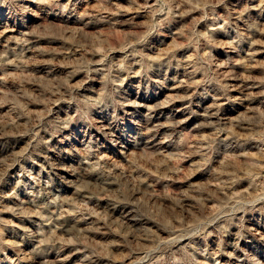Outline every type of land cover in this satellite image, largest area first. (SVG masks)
I'll return each instance as SVG.
<instances>
[{
	"label": "rangeland",
	"instance_id": "rangeland-1",
	"mask_svg": "<svg viewBox=\"0 0 264 264\" xmlns=\"http://www.w3.org/2000/svg\"><path fill=\"white\" fill-rule=\"evenodd\" d=\"M0 33V264H264V0H0Z\"/></svg>",
	"mask_w": 264,
	"mask_h": 264
},
{
	"label": "bare ground",
	"instance_id": "bare-ground-1",
	"mask_svg": "<svg viewBox=\"0 0 264 264\" xmlns=\"http://www.w3.org/2000/svg\"><path fill=\"white\" fill-rule=\"evenodd\" d=\"M255 3V2H254ZM254 10V9H253ZM258 12V11H257ZM8 25V24H7ZM1 34V33H0ZM6 34V33H5ZM231 89V88H230ZM171 92V91H170ZM162 98V97H161ZM167 98V97H166ZM176 101H178V100H176ZM186 102V101H185ZM224 102V101H223ZM162 104H163V102H162ZM138 107V106H137ZM182 111V110H181ZM229 116V115H228ZM160 118V117H159ZM182 120V119H181ZM101 122V121H100ZM144 127V126H143ZM128 151V150H127Z\"/></svg>",
	"mask_w": 264,
	"mask_h": 264
}]
</instances>
